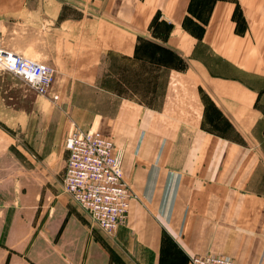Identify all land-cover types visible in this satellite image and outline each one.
<instances>
[{"label":"crops","instance_id":"0c3cea01","mask_svg":"<svg viewBox=\"0 0 264 264\" xmlns=\"http://www.w3.org/2000/svg\"><path fill=\"white\" fill-rule=\"evenodd\" d=\"M0 36L55 68L59 96L22 109L0 71V181L19 170L15 139L54 163L68 109L91 106L73 84L91 85L121 109L106 137L135 194L117 230L137 243L133 260L264 264V0H0ZM165 53L185 67L165 66Z\"/></svg>","mask_w":264,"mask_h":264},{"label":"rangeland","instance_id":"374dc122","mask_svg":"<svg viewBox=\"0 0 264 264\" xmlns=\"http://www.w3.org/2000/svg\"><path fill=\"white\" fill-rule=\"evenodd\" d=\"M163 60L167 67H185L183 62L176 64L175 59L166 53ZM159 61L160 56L158 64ZM166 79V76L162 77V82L165 83ZM4 81L9 88L7 100L12 99L13 103L19 100L18 106L22 109L35 99L33 94L48 98L38 95L22 78L11 73H4ZM134 86L138 88L140 82L136 81ZM73 87L75 102L91 106L68 109L67 135L63 147L55 153L54 163L48 165L39 158L33 140L20 138L12 141L11 150L19 156V170L14 164L13 174L8 173L11 178L0 181V264H140L133 260L138 248L133 239L121 243L117 241V232L109 235L102 231L66 192L63 182L68 156L66 139L73 124L107 136L105 119L109 115L118 116L121 110L111 106L109 99L114 97L107 91H92L91 85L80 83L73 84ZM93 116H101L100 127L93 128L89 124ZM7 165L8 169L11 168L10 163ZM127 183L131 187V183ZM126 222L120 226L125 227ZM166 247L173 249V243L167 241Z\"/></svg>","mask_w":264,"mask_h":264},{"label":"built area","instance_id":"2783aa9c","mask_svg":"<svg viewBox=\"0 0 264 264\" xmlns=\"http://www.w3.org/2000/svg\"><path fill=\"white\" fill-rule=\"evenodd\" d=\"M1 40V36H0ZM0 71L22 78L38 95H52L55 68L0 46ZM68 159L64 174L66 192L102 231L114 235L127 221L134 196L125 180L114 141L94 129L73 124L66 139ZM190 264H237L223 255H197Z\"/></svg>","mask_w":264,"mask_h":264}]
</instances>
